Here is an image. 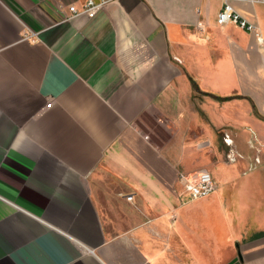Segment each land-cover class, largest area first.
Returning <instances> with one entry per match:
<instances>
[{"label": "crops", "instance_id": "obj_1", "mask_svg": "<svg viewBox=\"0 0 264 264\" xmlns=\"http://www.w3.org/2000/svg\"><path fill=\"white\" fill-rule=\"evenodd\" d=\"M87 1L0 0V264H264V229L241 234L219 189L192 200L178 178L204 144L261 164L264 4L232 1L249 33L218 24L222 0L68 19ZM241 127L259 133L250 160Z\"/></svg>", "mask_w": 264, "mask_h": 264}, {"label": "rangeland", "instance_id": "obj_2", "mask_svg": "<svg viewBox=\"0 0 264 264\" xmlns=\"http://www.w3.org/2000/svg\"><path fill=\"white\" fill-rule=\"evenodd\" d=\"M199 97H204V100H206V103L210 106L214 104L210 97H205L202 94L198 95V98ZM197 102L198 101H196V103ZM236 133L237 135L239 134V136H244V139L240 138L237 141L239 151L243 155V160H250L254 153L251 150L248 141L251 136L259 135L258 131L252 130L250 127H241L236 130ZM204 146L205 149L200 153L198 158L199 163L192 167L191 171L205 169L209 170L217 177L216 171L218 168L226 171H230L231 169H234L235 171L237 170V178L233 179L232 182H229L224 189L221 188L220 182L218 181V195L222 197L228 214L232 216L234 225L240 230L241 234L249 235L259 229H264V199H255L256 201L253 202L251 200L252 198L249 199L250 196L244 192L242 187V183L252 176H254L252 180H248L249 182L248 184H245V186H248L249 189H254L256 184H260L264 187V145H260L261 151L256 152L261 157V164L253 169H257L253 173L251 168L252 164L250 163L251 161H248V165L245 162V164H241L238 167H232L226 164L225 161H227L226 156H228V151L225 150V147L222 146L221 142L215 146H209L208 144H204L203 147ZM216 179L218 180V178ZM256 179L258 180L257 183ZM260 192L259 195H264L262 190H260Z\"/></svg>", "mask_w": 264, "mask_h": 264}, {"label": "built area", "instance_id": "obj_3", "mask_svg": "<svg viewBox=\"0 0 264 264\" xmlns=\"http://www.w3.org/2000/svg\"><path fill=\"white\" fill-rule=\"evenodd\" d=\"M114 0H88L80 8L76 6L70 7V16L68 19H73L80 16H87L90 19H93L97 16L98 12L109 2ZM223 7L218 14V24L220 26H226L233 24L239 28L249 32L257 33V26L250 23L245 19L239 12H237L232 6L233 0H222ZM258 2L264 4V0H258ZM36 35H27L26 39L34 37ZM258 40L260 43H263V38L259 35ZM51 104L47 108H51ZM226 142L229 144L228 137ZM229 162L233 163L237 160V155L235 152H230L228 155ZM179 183L182 187V194H187L191 197L192 200L203 199L209 197L218 191L219 185L215 180L212 172L209 170H197L194 172H184L180 171L179 173ZM129 200H132L133 197H128Z\"/></svg>", "mask_w": 264, "mask_h": 264}, {"label": "trees", "instance_id": "obj_4", "mask_svg": "<svg viewBox=\"0 0 264 264\" xmlns=\"http://www.w3.org/2000/svg\"><path fill=\"white\" fill-rule=\"evenodd\" d=\"M214 99L216 100H219L221 102H224V101H229L231 99H233V97H225V98H221V97H213Z\"/></svg>", "mask_w": 264, "mask_h": 264}]
</instances>
